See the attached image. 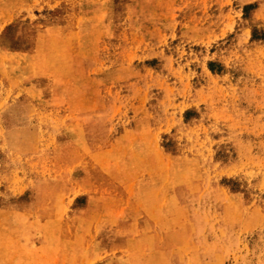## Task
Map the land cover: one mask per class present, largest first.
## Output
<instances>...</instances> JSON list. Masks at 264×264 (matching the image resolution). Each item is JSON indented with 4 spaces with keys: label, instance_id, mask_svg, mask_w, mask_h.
<instances>
[{
    "label": "rangeland",
    "instance_id": "obj_1",
    "mask_svg": "<svg viewBox=\"0 0 264 264\" xmlns=\"http://www.w3.org/2000/svg\"><path fill=\"white\" fill-rule=\"evenodd\" d=\"M0 264H264V0H0Z\"/></svg>",
    "mask_w": 264,
    "mask_h": 264
}]
</instances>
